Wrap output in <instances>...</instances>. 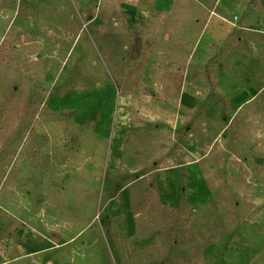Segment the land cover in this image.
Here are the masks:
<instances>
[{"label": "rangeland", "instance_id": "374dc122", "mask_svg": "<svg viewBox=\"0 0 264 264\" xmlns=\"http://www.w3.org/2000/svg\"><path fill=\"white\" fill-rule=\"evenodd\" d=\"M185 1L0 0V264H264V88Z\"/></svg>", "mask_w": 264, "mask_h": 264}, {"label": "crops", "instance_id": "0c3cea01", "mask_svg": "<svg viewBox=\"0 0 264 264\" xmlns=\"http://www.w3.org/2000/svg\"><path fill=\"white\" fill-rule=\"evenodd\" d=\"M127 5H137L141 0H121ZM162 1V2H161ZM186 0L190 7H196L200 14L188 19V24L198 25L201 30L199 38L222 39L229 36L235 27L241 30L242 42L251 45L253 52L252 73L256 74L258 87L264 88V0ZM165 0H156L158 7L164 8ZM224 4V5H223ZM83 7V5L81 6ZM80 7V8H81ZM81 9H84L81 8ZM188 15V14H187ZM236 15V16H235ZM237 17L236 20L233 18ZM241 18V19H240Z\"/></svg>", "mask_w": 264, "mask_h": 264}]
</instances>
